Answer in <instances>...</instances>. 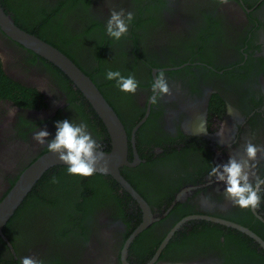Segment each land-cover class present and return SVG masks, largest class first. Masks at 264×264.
<instances>
[{"label":"flooded vegetation","instance_id":"af4514ba","mask_svg":"<svg viewBox=\"0 0 264 264\" xmlns=\"http://www.w3.org/2000/svg\"><path fill=\"white\" fill-rule=\"evenodd\" d=\"M66 1L1 5L70 59L117 115L136 161L120 173L149 224L138 231V201L110 176L53 167L26 196L32 209L5 225L0 255L8 248L18 264H264V0ZM70 7L79 35L57 28ZM0 70L30 92L25 105L0 99V150L15 158H0L2 196L53 148L110 149L72 81L1 29ZM33 210L56 220L46 235L18 241Z\"/></svg>","mask_w":264,"mask_h":264},{"label":"water","instance_id":"95a60500","mask_svg":"<svg viewBox=\"0 0 264 264\" xmlns=\"http://www.w3.org/2000/svg\"><path fill=\"white\" fill-rule=\"evenodd\" d=\"M0 29L11 40L57 66L72 81L74 86L83 94L85 100L91 105L93 110L102 120L111 144L110 149L76 145L53 148L47 153L42 154L36 161L22 170L15 183L9 188L4 196H2L1 192L7 191L8 185L6 184L7 182H4L5 179H3V177L0 178V236H3L2 232L5 225H7L16 210L22 205L26 196L40 180L42 175L53 167L63 166L83 171H91L113 178L126 192L138 201L145 217L143 224L138 231L143 229L149 224L148 220L150 219L147 218L150 214L149 208L129 183L124 180L120 173L121 168L124 166H134L136 161L132 164L128 162L126 133L112 108L91 80L62 52L36 35L26 32L18 27L11 16L4 11L1 5V0ZM8 152H11V154L0 150V158L2 159V162L8 163L11 160L15 161L13 152ZM10 167L13 170L14 166L11 165ZM223 224L234 227L246 234H250L248 230L238 225H231L228 223ZM31 259L32 258L29 260V264H32L33 259Z\"/></svg>","mask_w":264,"mask_h":264},{"label":"rangeland","instance_id":"374dc122","mask_svg":"<svg viewBox=\"0 0 264 264\" xmlns=\"http://www.w3.org/2000/svg\"><path fill=\"white\" fill-rule=\"evenodd\" d=\"M12 2V8L16 10L25 9L27 7H30L31 9L35 8L38 5H41L43 3V0H11ZM78 8L75 9H67L59 18L58 23V29L62 28L65 33L71 34V32L74 33V35L77 33L80 34L77 30L76 25V19L73 17L75 16L74 13H76ZM56 219L53 216L46 215L42 213L39 210H33L32 215L27 213L25 216H23L19 223L18 227L15 230L16 238L18 241L24 240V241H31L33 239L38 238L37 235H46V232L44 231V227H50L54 223ZM44 231V232H43ZM43 237V236H42Z\"/></svg>","mask_w":264,"mask_h":264},{"label":"trees","instance_id":"16d2710c","mask_svg":"<svg viewBox=\"0 0 264 264\" xmlns=\"http://www.w3.org/2000/svg\"><path fill=\"white\" fill-rule=\"evenodd\" d=\"M66 4H70L73 7H75L78 4V2L77 1L70 0L68 2L66 1ZM73 7H70V8L73 9ZM29 95H30V92L29 91L20 90L19 88H17V86L14 85L13 82L9 81L2 74V72L0 70V99H7V100L14 101L16 103H19V102L24 103L25 102L24 100L30 99L29 98ZM36 102L37 101L35 99L34 103L31 105V107L38 105ZM24 105H25V103H24ZM105 143H106V141H104V146L106 145ZM42 180H45V176H43L40 179V181H42ZM30 194L28 195V197L30 196ZM24 203L25 204L18 210V212H16L17 213L16 216L12 217L11 220H10V222L7 224V226H6L7 229L14 224V221L18 218V216H21V213H23L24 211H27L29 209H32V204H31V202L29 200L28 201L25 200ZM81 211L87 212L89 210H86V209L82 208ZM6 227H5L4 230H5V234L7 236V233H6L7 232V229H6ZM14 242H16V241H14ZM0 243H2V242L0 241ZM7 252H8V255L10 257L7 258L4 255H0V264H18V262L16 261V259H14V257L9 252V249L8 248H7Z\"/></svg>","mask_w":264,"mask_h":264}]
</instances>
